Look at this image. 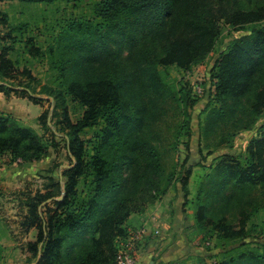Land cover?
<instances>
[{
	"label": "trees",
	"instance_id": "16d2710c",
	"mask_svg": "<svg viewBox=\"0 0 264 264\" xmlns=\"http://www.w3.org/2000/svg\"><path fill=\"white\" fill-rule=\"evenodd\" d=\"M90 1L93 19L67 22L57 50L52 48L57 56L50 63L60 87L42 90L55 100L52 122L57 119L53 124L57 132L68 137L74 163L64 171L63 186L57 183L55 191L49 185L46 193L38 192L29 203L31 215L24 225L38 230L36 241L27 245L35 264H114L120 249L117 241L128 238L130 232L123 226L133 214L158 203L177 183L189 195L190 154L179 165L181 174L167 175L158 125L175 104L182 118L178 134L190 138V111L197 101L187 87L177 90L167 85L168 68L188 71L206 61L225 29L246 33L214 61L210 71L214 95L205 110L203 134L208 137L216 127L222 144L234 131L264 117V0ZM0 20L9 27L6 15ZM28 30V23H20L0 38V93L7 98L20 94L40 105L45 100L33 95L29 84L20 85L22 89L13 85L21 67L20 60L12 59L18 43L31 57L45 56L33 38L25 39ZM7 41L12 44L6 45ZM23 74L32 79L27 67ZM69 100L85 108L77 123L69 117ZM49 114L44 110L38 119L51 130ZM100 125L93 140L81 139L85 130ZM263 128L264 123L259 130ZM185 147L190 149V141ZM6 153L15 162L30 163L47 156L48 147L33 128L0 111V156ZM223 160L208 177L207 189L200 188L196 226L213 228L223 240L243 238L246 228H260L253 220L264 211V135L250 142L242 161ZM88 179L91 189L82 198L78 186ZM61 188L63 200L48 203L62 196ZM243 260L264 262V250L242 252L221 264H244Z\"/></svg>",
	"mask_w": 264,
	"mask_h": 264
},
{
	"label": "rangeland",
	"instance_id": "374dc122",
	"mask_svg": "<svg viewBox=\"0 0 264 264\" xmlns=\"http://www.w3.org/2000/svg\"><path fill=\"white\" fill-rule=\"evenodd\" d=\"M92 7L93 1L90 0H71L69 3L58 1L54 4L37 1H0V19L2 15H6L9 26L6 28L0 24V38L7 34L11 26L28 23L29 30L25 34V39L33 38L36 46L45 53L44 57H31L25 53L23 44L18 43L15 53L12 55V59L21 61V67L13 85L25 87L29 84L36 93L33 94L28 89L29 94L38 96L45 101L36 105L27 98H21L20 94L11 95L8 98L3 96L4 101L2 105L0 104V111L13 116L23 126L33 128L42 137L44 145L48 147L47 156L30 163H25L23 160L15 162L9 153L0 157V264H35L36 260L28 252L27 245L29 242L36 241L38 230H29L24 225L29 221L31 215L29 203L38 192L46 193L49 185H54L55 191H57V183H61L63 186L64 171L74 163V158L68 149V137L65 133L57 132L53 125L57 119L54 118L52 122L55 100L53 96L42 94V90L44 87L55 89L60 87L61 81L57 78L58 73L51 67L50 61L57 56L52 54V48L57 50L58 37L64 32L65 24L74 20L82 23L92 20ZM245 33L244 31L225 29L220 45L206 61L193 66L188 71H183L176 66L168 68L167 85L177 90L182 86L187 87L191 92V97L197 101L190 111L192 116L191 137L178 134L182 118L176 110L175 104L170 105L168 114L158 125L164 137L163 159L166 174L174 173L175 176L181 174L179 165L187 153L190 154L189 165L192 169L188 186L189 195L185 196L181 184L177 183L172 185L169 190L173 193L172 198L166 200L165 196L159 202L165 200L164 202L170 206L177 203L182 207L185 217H190L189 220L194 222V225L183 234L185 241L213 253L205 261H217L218 264L236 258L242 252L256 254L263 253L264 250V237H260L264 236V226H262L264 211L257 219L253 220L260 226L258 230L260 232L263 230L262 235L257 229L252 231L248 227L245 229L246 237L232 240H223L213 228L198 229L195 219L200 188L205 186L207 189L208 177L215 174V167L219 161L223 159L233 160V162L242 161L247 154L250 142L262 138L259 127L264 123V117L257 118L255 124H251L247 129L234 131L233 136L230 134L227 141L222 144L220 143L221 132L216 127L214 131H208L210 134L208 137L203 134L206 121L205 110L214 95L210 77L214 61L221 50ZM82 35V33L77 34L78 37ZM11 44V41L6 43V45ZM25 67L31 72L32 79L23 74ZM198 87L204 89L202 94L197 93ZM67 104L71 121L77 123L82 118L85 108L70 100ZM44 110L50 112L47 122L51 130L46 129L38 119ZM101 128L102 125L87 129L80 134V137L83 141L93 140V136ZM188 141H190L189 150L185 147V143ZM87 147L88 152L91 153L90 147ZM90 181L91 179L81 180L78 186L82 198L86 197L91 189ZM61 189L64 194V188ZM47 202H52V199ZM155 205H148L142 212L133 214L123 226L126 233L138 226L141 223L140 219H145L144 215L150 212ZM219 215L221 216V214ZM124 239L119 238L118 248H121ZM208 241L211 242L209 247L205 245ZM202 262V257L195 258V264H202ZM246 262L249 263V261ZM259 264H264V262L260 261Z\"/></svg>",
	"mask_w": 264,
	"mask_h": 264
},
{
	"label": "crops",
	"instance_id": "0c3cea01",
	"mask_svg": "<svg viewBox=\"0 0 264 264\" xmlns=\"http://www.w3.org/2000/svg\"><path fill=\"white\" fill-rule=\"evenodd\" d=\"M3 96L5 95L0 93L1 105L4 101ZM13 99L15 100V98ZM172 195L173 193L169 191L166 194V200L171 199ZM164 201L156 204L143 217L150 219L156 216L159 220L160 233L159 235L153 233L140 245L138 264H195V258L199 259L201 257L203 258V264L205 260L209 259L207 257H210L213 253L203 247H195L191 242L188 244L183 236L194 225V222L189 220L190 217H185L182 207L177 203L170 206ZM140 220L142 223L143 219Z\"/></svg>",
	"mask_w": 264,
	"mask_h": 264
},
{
	"label": "built area",
	"instance_id": "2783aa9c",
	"mask_svg": "<svg viewBox=\"0 0 264 264\" xmlns=\"http://www.w3.org/2000/svg\"><path fill=\"white\" fill-rule=\"evenodd\" d=\"M197 93L202 94L203 88L198 87ZM261 135H264V128L261 130ZM159 235V220L156 216L150 219H143L141 225L130 231L129 236L123 242L116 261L114 264H138L139 247L152 234ZM211 243L207 242L206 246ZM203 264H217V261L208 260Z\"/></svg>",
	"mask_w": 264,
	"mask_h": 264
},
{
	"label": "water",
	"instance_id": "95a60500",
	"mask_svg": "<svg viewBox=\"0 0 264 264\" xmlns=\"http://www.w3.org/2000/svg\"><path fill=\"white\" fill-rule=\"evenodd\" d=\"M63 198H64V194H63L61 197H59V198H53L52 200H55V201H62Z\"/></svg>",
	"mask_w": 264,
	"mask_h": 264
}]
</instances>
